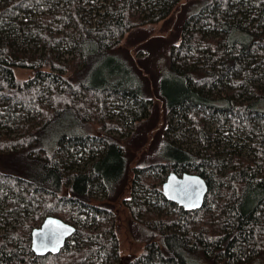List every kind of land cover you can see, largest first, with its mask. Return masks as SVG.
I'll use <instances>...</instances> for the list:
<instances>
[{"label":"trees","instance_id":"obj_1","mask_svg":"<svg viewBox=\"0 0 264 264\" xmlns=\"http://www.w3.org/2000/svg\"><path fill=\"white\" fill-rule=\"evenodd\" d=\"M182 1L0 0V264H264V0H185L206 27L184 24L159 96L168 113L192 115L203 146L163 138L160 156L136 167L126 205L141 255L121 256L109 204L94 203V192L113 200L127 180V128L151 102L129 68L114 79L111 56ZM100 62L108 76L104 65L95 72ZM213 118L234 149L226 173L208 148ZM169 169L205 178L202 209L164 196ZM50 215L77 230L58 254L39 256L32 230Z\"/></svg>","mask_w":264,"mask_h":264},{"label":"rangeland","instance_id":"obj_2","mask_svg":"<svg viewBox=\"0 0 264 264\" xmlns=\"http://www.w3.org/2000/svg\"><path fill=\"white\" fill-rule=\"evenodd\" d=\"M185 3L187 2L183 0L161 23L133 29L124 37L121 46L111 56V59L118 63L121 71L119 74L113 75L114 79L122 80L123 69L129 68V76L138 84L140 82L141 84L138 86L151 98L147 117L127 128V130L133 131L130 138L125 140L126 153L130 155V168L127 180L119 187L118 195L111 200L94 192V203H108L113 212L112 217L107 219L106 223L115 226L121 256L141 255L145 250V243L138 239L135 224L131 220L130 209L126 205V202L131 198V187L136 167L147 164L148 160L160 156L163 138L176 140L178 144L194 152L199 151L203 146L198 138L192 115L186 110L168 113L163 99L159 96L160 90L163 88L162 83L169 76V52L180 42L184 24L185 29L194 25L195 27H206V22L203 24L200 19L189 17L187 11L190 6ZM42 47L41 45L39 48H35V53H42ZM26 48L29 50V44L26 45ZM102 65L105 66L104 71L108 76L110 72L108 62L96 64L95 72L100 70ZM17 75L21 79H27L31 76V71L19 69ZM114 120H116L115 117ZM207 130L212 136L208 141V148L214 151V155L220 161V171L226 173L230 168L228 157L234 153V149L228 147V139L223 135L222 127L217 120L213 118L212 121H209ZM92 132L98 136L102 132L100 125L93 124ZM170 172V169L167 170L164 179L162 180L160 177V180L157 179L158 182L166 181ZM67 191L68 185L64 187L63 194H66ZM149 209L151 210L150 207ZM143 212L146 213V211ZM63 220L65 221V219Z\"/></svg>","mask_w":264,"mask_h":264},{"label":"water","instance_id":"obj_3","mask_svg":"<svg viewBox=\"0 0 264 264\" xmlns=\"http://www.w3.org/2000/svg\"><path fill=\"white\" fill-rule=\"evenodd\" d=\"M164 196L186 211L203 208L209 191L204 177L196 173L184 172L179 175L171 171L162 184ZM77 228L63 219L50 215L39 227L32 230V250L36 255L58 254Z\"/></svg>","mask_w":264,"mask_h":264}]
</instances>
